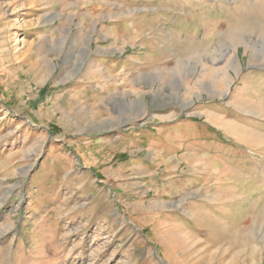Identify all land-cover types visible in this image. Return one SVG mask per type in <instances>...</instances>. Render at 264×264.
<instances>
[{"label": "rangeland", "instance_id": "1", "mask_svg": "<svg viewBox=\"0 0 264 264\" xmlns=\"http://www.w3.org/2000/svg\"><path fill=\"white\" fill-rule=\"evenodd\" d=\"M113 33L155 80L104 132L43 77ZM0 264H264V0H0Z\"/></svg>", "mask_w": 264, "mask_h": 264}, {"label": "crops", "instance_id": "2", "mask_svg": "<svg viewBox=\"0 0 264 264\" xmlns=\"http://www.w3.org/2000/svg\"><path fill=\"white\" fill-rule=\"evenodd\" d=\"M111 36V43L103 45L105 47L90 44V46L86 47L84 51H81L76 47L77 49L75 51H68L66 54L62 55V59L60 60L62 62H64L67 57V60L63 63L66 65L65 67L61 66V68L58 69V65L60 66L62 63H55L53 65L52 62H49L51 71L49 73L44 72L45 74L43 77L48 78V74L50 76L54 74V79H56L57 82V85L53 89L54 95L61 100H68L69 103L71 101H77L79 104L82 99L86 98L88 95L92 96V94L95 98L102 99L103 103H106V112L108 113V116L102 117L98 123H100L102 131L104 132H109L114 128V118L119 119L120 122V116L131 115L137 110L138 104L135 103L137 99L134 101L133 96L144 94L143 92H146L148 82L150 80H155L135 79L140 75L135 77L134 75H130L127 77L125 73L128 72V68L133 69V67H130L131 64L127 63L128 65H126L124 62H121V56L123 54H120V45L118 44L120 38L114 33ZM49 80L50 79H42V83L46 85ZM158 80H161L163 83L165 82L164 79ZM77 82H79V86H74ZM229 82L230 79L228 80V83ZM135 85H138L139 87L137 88ZM83 105H86V108L90 107L89 105L87 106V104ZM79 106L82 105L79 104ZM111 106L114 111L110 108ZM59 108L61 109L60 106ZM143 112L145 113V110ZM101 114L99 116H101ZM167 119L168 118L163 117L160 119L161 121L158 122L165 124L167 123ZM88 126L89 124H85L83 129L88 131ZM95 127H97V125H95ZM151 128L152 127L150 126L144 128L149 136L152 134L150 133L152 130ZM158 136H160L163 141L166 140L169 141V143L180 145L181 140L178 138L177 134L172 131H166V128L158 129ZM154 141L156 142V139ZM170 154L171 153H167V151L165 153L164 150H159L157 155L159 159L156 160V164H164L163 166L166 167L167 159L171 156ZM177 157L178 154L176 157L174 155L170 157V159L175 158L174 167H176L177 163L182 160L183 153L181 152L179 157ZM161 159L163 160L160 161ZM142 163L151 164L152 162L147 160ZM121 168L122 166H120V170ZM140 168L141 167L133 169L131 172L136 173L135 170H139ZM176 168H179V166ZM143 170L146 171V168ZM248 177V171L243 172L241 178L246 179ZM154 189L157 194L159 192H165L158 187H155Z\"/></svg>", "mask_w": 264, "mask_h": 264}, {"label": "bare ground", "instance_id": "3", "mask_svg": "<svg viewBox=\"0 0 264 264\" xmlns=\"http://www.w3.org/2000/svg\"><path fill=\"white\" fill-rule=\"evenodd\" d=\"M90 54V53H89ZM136 103V102H135ZM142 103V102H141ZM130 108H132V107H130Z\"/></svg>", "mask_w": 264, "mask_h": 264}]
</instances>
